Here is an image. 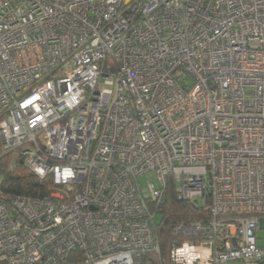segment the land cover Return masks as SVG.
Returning <instances> with one entry per match:
<instances>
[{"label": "built area", "instance_id": "1", "mask_svg": "<svg viewBox=\"0 0 264 264\" xmlns=\"http://www.w3.org/2000/svg\"><path fill=\"white\" fill-rule=\"evenodd\" d=\"M0 137L53 181L0 182V264H142L169 178L171 264H264V0H0Z\"/></svg>", "mask_w": 264, "mask_h": 264}, {"label": "trees", "instance_id": "2", "mask_svg": "<svg viewBox=\"0 0 264 264\" xmlns=\"http://www.w3.org/2000/svg\"><path fill=\"white\" fill-rule=\"evenodd\" d=\"M13 157V160L11 159ZM0 182L7 192L22 196L38 197L50 193L53 185L51 178H40L30 171L16 154H3L0 137ZM155 214L153 230L160 244V253H152L142 264H171V251L176 239L182 240L175 233L177 224H195L211 219L210 201L206 205L180 199L175 182L169 178L166 196L162 203L150 202ZM75 264L82 262L80 250L72 254Z\"/></svg>", "mask_w": 264, "mask_h": 264}, {"label": "rangeland", "instance_id": "3", "mask_svg": "<svg viewBox=\"0 0 264 264\" xmlns=\"http://www.w3.org/2000/svg\"><path fill=\"white\" fill-rule=\"evenodd\" d=\"M11 159L13 160V157L11 156ZM150 182H154L157 184V181L155 180V175L154 173H148L144 176H141L139 179L140 186L145 193V195H151L152 191L150 189ZM257 236L259 238V245L263 246L264 245V229L258 230L257 231Z\"/></svg>", "mask_w": 264, "mask_h": 264}]
</instances>
